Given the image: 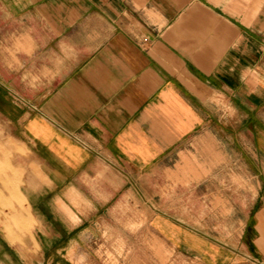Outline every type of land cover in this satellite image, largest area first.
Wrapping results in <instances>:
<instances>
[{"label": "crops", "instance_id": "1", "mask_svg": "<svg viewBox=\"0 0 264 264\" xmlns=\"http://www.w3.org/2000/svg\"><path fill=\"white\" fill-rule=\"evenodd\" d=\"M261 111L264 0H0V122L29 161V262L87 264L106 239L127 256L139 225L189 264H264ZM9 254L21 264L0 229V264Z\"/></svg>", "mask_w": 264, "mask_h": 264}, {"label": "rangeland", "instance_id": "2", "mask_svg": "<svg viewBox=\"0 0 264 264\" xmlns=\"http://www.w3.org/2000/svg\"><path fill=\"white\" fill-rule=\"evenodd\" d=\"M231 115V114H229ZM248 113H245V119H248ZM7 118V117H6ZM232 118V116H229ZM261 118L264 119V111H261ZM1 120V118H0ZM3 122H0V184L1 177L3 178L4 191L0 192V229L5 237L6 249L10 246L14 247L20 252L21 264L24 260L29 262L30 258L26 255L27 251L33 253L39 252L38 242L34 240V233L36 230L37 222L26 208L25 200L23 198L24 188L26 187L27 179V166L29 161L25 159V152L22 147L16 145L10 136L9 129ZM20 156V180L13 179V167L14 165L19 167V160L14 159ZM262 174L261 178L264 180V155L262 154ZM12 180H9V176ZM7 176V177H6ZM10 181V183H9ZM12 181V182H11ZM12 183V184H11ZM10 184V186H9ZM21 186L22 200H14L12 186ZM151 212V209H150ZM41 227V226H39ZM124 227L118 225V230ZM138 227V228H137ZM141 226L133 225L132 230L137 233L133 235L132 239L126 241V247L131 248V254L125 255L122 249L124 244L119 239L117 240H98L94 244V253L92 250L85 251L86 254L78 257V260H83L87 264H189L190 261L185 258H179L174 255L173 251L166 245L163 247L158 243L156 239H152L151 235L149 239H143L141 237ZM43 228V227H41ZM138 229V230H137ZM43 244H51L50 239L41 240ZM55 242V240H54ZM83 246V245H82ZM59 251V250H58ZM123 252V253H121ZM8 253V252H7ZM6 253V254H7ZM10 259L16 263V259L10 256ZM66 259L61 255L42 256L37 255L34 259H31L29 264H65ZM255 264H262L261 261L255 259L252 261Z\"/></svg>", "mask_w": 264, "mask_h": 264}, {"label": "bare ground", "instance_id": "3", "mask_svg": "<svg viewBox=\"0 0 264 264\" xmlns=\"http://www.w3.org/2000/svg\"><path fill=\"white\" fill-rule=\"evenodd\" d=\"M196 164H197V163H196ZM202 164H203V163H202ZM182 166L184 167V165H182ZM193 168H194V167H193ZM203 172H204V171H203ZM186 175H187V174H186ZM7 176H9V175L7 174ZM7 176H6V177H7ZM183 177H184V176H183ZM183 177H182V178H183ZM187 177H188V176H187ZM10 179L12 180V177L10 178V176H9V180H10ZM11 182H12V181H11ZM9 183H10V181H9ZM11 184H12V183H11ZM9 186H10V184H9ZM12 187L14 188L15 186H12ZM217 199H218V198H217ZM20 200H21V199H20ZM21 201H22V200H21Z\"/></svg>", "mask_w": 264, "mask_h": 264}]
</instances>
